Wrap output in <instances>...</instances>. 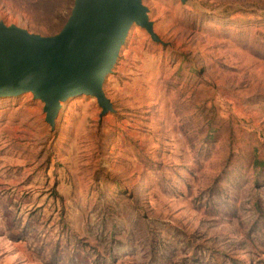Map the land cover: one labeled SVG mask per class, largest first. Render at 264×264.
Segmentation results:
<instances>
[{
    "label": "rangeland",
    "instance_id": "obj_1",
    "mask_svg": "<svg viewBox=\"0 0 264 264\" xmlns=\"http://www.w3.org/2000/svg\"><path fill=\"white\" fill-rule=\"evenodd\" d=\"M76 0H0L59 34ZM95 97L0 98V264H264V0H143Z\"/></svg>",
    "mask_w": 264,
    "mask_h": 264
},
{
    "label": "water",
    "instance_id": "obj_2",
    "mask_svg": "<svg viewBox=\"0 0 264 264\" xmlns=\"http://www.w3.org/2000/svg\"><path fill=\"white\" fill-rule=\"evenodd\" d=\"M147 12L143 0H76L70 20L54 36L0 22V98L34 93L52 126L62 104L80 95L97 99L101 117L114 113L103 84L134 24L155 38Z\"/></svg>",
    "mask_w": 264,
    "mask_h": 264
}]
</instances>
